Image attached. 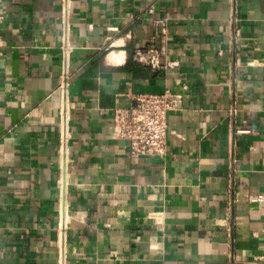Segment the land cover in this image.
Masks as SVG:
<instances>
[{"label": "crops", "instance_id": "1", "mask_svg": "<svg viewBox=\"0 0 264 264\" xmlns=\"http://www.w3.org/2000/svg\"><path fill=\"white\" fill-rule=\"evenodd\" d=\"M1 1L0 264H264V0H73L68 207L83 220L68 218L64 259L60 0ZM162 45L175 67L135 61ZM166 87L183 93L167 154L129 155L112 108Z\"/></svg>", "mask_w": 264, "mask_h": 264}, {"label": "built area", "instance_id": "2", "mask_svg": "<svg viewBox=\"0 0 264 264\" xmlns=\"http://www.w3.org/2000/svg\"><path fill=\"white\" fill-rule=\"evenodd\" d=\"M0 0V30L4 20V12ZM73 0H60V69L58 83L48 96H57V150L56 166L58 191V234L57 249L63 257L67 246L68 218L73 217L83 220V215H69L68 194L70 187V159L72 138L71 117L74 103L70 95L72 78L71 59L75 45L71 41V7ZM148 12L156 32L165 35L168 17L154 15V8L150 6ZM165 46L135 48L133 57L136 62L155 72L165 71L175 67L178 63L164 57ZM179 83V80H177ZM182 89L186 87L181 86ZM183 93L166 87L158 93H135L129 97L127 106L112 108V124L107 133L114 139L125 142L127 153L131 156H157L164 157L168 152L167 137L169 134L168 113L177 111L182 106ZM264 206V197L259 200ZM62 259V260H63Z\"/></svg>", "mask_w": 264, "mask_h": 264}]
</instances>
